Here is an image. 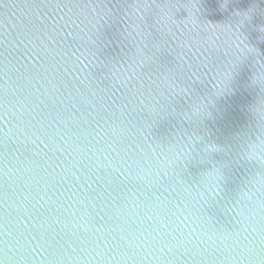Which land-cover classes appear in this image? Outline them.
I'll list each match as a JSON object with an SVG mask.
<instances>
[{
    "label": "water",
    "instance_id": "water-1",
    "mask_svg": "<svg viewBox=\"0 0 264 264\" xmlns=\"http://www.w3.org/2000/svg\"><path fill=\"white\" fill-rule=\"evenodd\" d=\"M0 264H264V0H0Z\"/></svg>",
    "mask_w": 264,
    "mask_h": 264
}]
</instances>
